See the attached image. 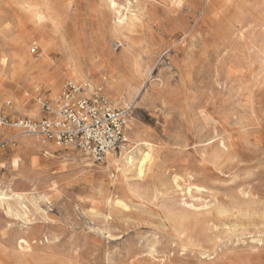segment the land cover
<instances>
[{
    "label": "rangeland",
    "instance_id": "1",
    "mask_svg": "<svg viewBox=\"0 0 264 264\" xmlns=\"http://www.w3.org/2000/svg\"><path fill=\"white\" fill-rule=\"evenodd\" d=\"M108 1L0 0V264H264V0ZM88 53L140 65L131 113L153 147L140 179L137 161L118 171L11 127L37 98L54 105L22 76L63 77L60 99L63 62Z\"/></svg>",
    "mask_w": 264,
    "mask_h": 264
},
{
    "label": "bare ground",
    "instance_id": "2",
    "mask_svg": "<svg viewBox=\"0 0 264 264\" xmlns=\"http://www.w3.org/2000/svg\"><path fill=\"white\" fill-rule=\"evenodd\" d=\"M178 1H180V0H178ZM108 2H109L108 5L110 7L112 6L111 8H113V10L117 12V8L116 7H118V6H117L115 0H109ZM126 6L127 5H125V8H126ZM123 10L125 11V9H123ZM118 12H120V10H118ZM29 14H30L31 19L34 21V23L37 24L38 26H40L41 22H42V19H43L42 14L40 13V11L32 9V10L29 11ZM123 16H124V14H123ZM115 20H116V18H115ZM119 20H121V19H119ZM124 21H119L118 23L115 24V27H114V31L115 32H123V31L126 30L127 27H126V25H124L125 24ZM122 40H124V39H122ZM40 45H41V48H42V50L44 52H46V53L50 52V48H49L47 43H45L43 41H40ZM124 51H125L124 53H126L128 55L129 50L127 51V47L124 48ZM143 54L145 55L144 52H143ZM128 59H130V58H128ZM133 59H134V57H133ZM117 61H118L117 58L114 57L110 53L107 54V56L105 58H103L100 55H97L95 53H88V54H85L83 57H78V58H76V57H74L72 55H69V56H67V59L65 60V62H63V65L66 66L68 68L69 72H70L69 74H70L71 80L74 81V82H71V83H73L75 85H78V86H82V87L83 86H87L86 92L88 94H91V93H93V92H95L97 90H100L101 93L109 96L110 105L112 107L115 108V107H119L121 105L122 106L124 105L125 106L124 108H119V109H129L130 113H131V109L133 110L137 106L138 100L140 98L142 100L143 97L145 96L144 89H143V92H141L138 89V87L135 85L136 79H138V78H140L142 76V73L140 71V65L135 60L134 61H130V62H129V60H127V63H129L130 68L128 70H126V71L125 70H118V69H117L118 70L117 71L116 68H114V65L117 63ZM45 63H47V65H50V63H51L50 58L45 59ZM30 74H26V75H29V76H26V77L22 76V80L25 83V85L28 88H31L34 91L35 94L36 93L39 94L42 89H47L48 92H49L48 97L52 100V102L54 104V105L51 106V108H52L53 112H56L57 111V107H58V102H59L58 101L59 100V95H60V92H61V89L59 87V82H60V80H63V77H61V79H58V77H57V79H53L51 77H46L45 75H39V76H37L35 78H32L30 76ZM21 103L18 102V107H16L17 109H19L21 107V105H19ZM43 104L44 103H43L42 98L41 99L37 98V104L33 108H31L30 110L26 111V115L28 117H30V118L38 119L42 115ZM130 118H129L128 122H127L126 142H127V145H130L131 143L133 145H137V147L135 148V150H137L136 153H135V150L131 151V152H126V150L124 148L125 146L120 150L118 156L116 155V153L114 151L113 152H109L107 154L105 160H104V161H106L104 167L106 166L108 168H113L115 170L116 169L118 170L120 168H125V167H128L129 165H133L134 162L137 161V169H136V166L134 168L137 170L138 176H139V179H140V177H143L145 175V172H146L148 166L152 163V160H153V147H152L151 143L143 140L141 135H140V133L135 129V121H134V117H133L132 113L130 114ZM135 119H136V117H135ZM1 124H2V121H0V125ZM11 127H13V125ZM6 131H7V129L5 127L2 128V126H1L0 134H4ZM18 136H20V135H18ZM38 136L39 135H31L30 138H28V137L27 138H22L19 141H20L21 144L31 145V146H35L38 149H41V148H43L42 143L47 144V142H46V140H44V138L41 139L40 138L41 136L40 137H38ZM13 141L14 140H12V142ZM40 152H42V151H40ZM137 153H139V155L136 158ZM84 154L89 156V154H86V153H84ZM25 157L27 158L28 156H25ZM135 159H137V160H135ZM82 160H83V164L85 165V169L86 170H88L90 172L95 171V168H93L90 165V163L88 162L89 161L88 159L82 157ZM41 161L43 162V160H41ZM22 162H23V160H21L19 156H15L12 159V165H13L12 167L19 168V166L21 165ZM32 163L35 164V160L34 159H33ZM37 169H39V168H37ZM136 170H134V172ZM124 172H126V171H124ZM11 184H13V181H12ZM33 187H35V186H33ZM33 187H31V188H33ZM7 188H9V187H7ZM1 189H2V187H1ZM9 193H10V191H9ZM21 194H19V193L16 194V197L18 199L24 200L25 199L24 198L25 195L23 196ZM31 198L33 200V197H31ZM44 199H46V197H44ZM114 200H117V199H114ZM114 200H113V202H114ZM27 201H29V200H27ZM7 202H9V201H7ZM5 205H6V203H5ZM117 205H121V203L118 202ZM5 208L7 209V207H5ZM14 208L15 207H13L12 209L14 210ZM38 209H39V207H38ZM9 210H11V209H9ZM25 213H24V215H25ZM29 214H31V213H29ZM16 216L18 218V215H16ZM95 216H96V214H95ZM19 244H20L21 247H23L22 244L28 245V242L25 241V240H22ZM27 249H28V246H27Z\"/></svg>",
    "mask_w": 264,
    "mask_h": 264
},
{
    "label": "built area",
    "instance_id": "3",
    "mask_svg": "<svg viewBox=\"0 0 264 264\" xmlns=\"http://www.w3.org/2000/svg\"><path fill=\"white\" fill-rule=\"evenodd\" d=\"M86 88L68 83L56 112L43 104L47 116L39 120H18L14 128L23 135H39L58 146L80 149L96 163H103L109 152L119 151L127 143L126 129L131 113L129 109L112 107L100 90L88 94ZM3 125L2 122L0 127Z\"/></svg>",
    "mask_w": 264,
    "mask_h": 264
}]
</instances>
